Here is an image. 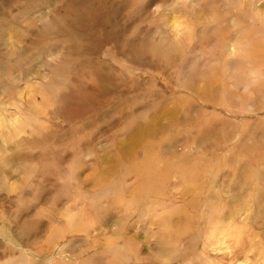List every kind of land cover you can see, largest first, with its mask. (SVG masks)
<instances>
[{"label": "rangeland", "instance_id": "rangeland-1", "mask_svg": "<svg viewBox=\"0 0 264 264\" xmlns=\"http://www.w3.org/2000/svg\"><path fill=\"white\" fill-rule=\"evenodd\" d=\"M244 1L0 0V66L21 54L0 264H264V68L238 51L264 0Z\"/></svg>", "mask_w": 264, "mask_h": 264}, {"label": "bare ground", "instance_id": "bare-ground-1", "mask_svg": "<svg viewBox=\"0 0 264 264\" xmlns=\"http://www.w3.org/2000/svg\"><path fill=\"white\" fill-rule=\"evenodd\" d=\"M200 1V0H199ZM244 1V0H243ZM249 1V0H248ZM245 2V1H244ZM243 2V3H244ZM247 2V1H246ZM241 3V2H240ZM253 4H255V3H253ZM251 6V5H250ZM216 7V6H215ZM252 8V7H251ZM254 8V7H253ZM257 9V8H256ZM215 11V10H214ZM216 12V11H215ZM219 12V11H218ZM241 21V20H240ZM237 23H239V22H237ZM241 23V22H240ZM239 23V24H240ZM254 23V22H253ZM258 23V22H257ZM233 24V23H232ZM236 23H234V25H235ZM237 25V24H236ZM233 26V25H232ZM241 27V26H240ZM246 28V27H245ZM228 29L229 28H226L225 27V30H227L228 31ZM237 29V28H236ZM243 29V28H242ZM262 29V28H261ZM260 29V30H261ZM230 30V29H229ZM239 30H241V28L239 29ZM262 31V30H261ZM240 32V31H239ZM247 32V31H246ZM244 33V34H241V33H243V31L240 33V35L241 36H239L240 37V40L238 41L239 42V44H243V42L244 43H246V47L245 48H241V50L239 49L238 51H240L239 53H241L240 55L242 56V57H246V58H248L249 60H250V64H254V65H256L257 66V68L258 69H262V68H264V37H261V35H259V36H253V34L252 35H249L250 34V32L248 31L247 33ZM255 32H258V31H255ZM260 32V31H259ZM238 33V32H237ZM255 34V33H254ZM257 34V33H256ZM216 35H217V41L215 40V42H216V45H215V47L213 48V52L215 53V55L216 54H219V53H221L222 54V56H223V60H222V64L224 65V66H227V65H230L231 64V54H228L227 53V51L229 50V46H230V44H231V41L233 40L232 39V37H230V35H229V32H226V31H222V35L220 36V31L218 30L217 32H216ZM253 36V38H251ZM223 39V40H222ZM245 45V44H244ZM237 49V48H236ZM19 49H17V48H13V50H12V53H17L16 51H18ZM237 51V50H236ZM9 53V52H8ZM237 54V53H236ZM5 55H7V54H5V53H0V56H1V60H0V62H3V60H5V58H6V56ZM21 56V54L20 55H18L17 56V58L14 60V61H12V63L10 64H8L7 65V62H5V64H4V66L3 65H1L0 66V87L2 88V89H4V90H7V87H6V85H7V83L9 82H7V80H8V75H7V72L9 71V70H11V68L13 67V64L14 63H17V62H19V60H20V57ZM212 60V59H211ZM218 59H216V61H217ZM247 61V60H246ZM212 62V61H211ZM214 62V61H213ZM218 62V61H217ZM239 63H242V61L240 60L239 61ZM243 64V63H242ZM242 64H238L240 67L242 66ZM234 65H236V64H234ZM247 66V65H246ZM243 67H245V66H243ZM250 68H251V66H250ZM255 68V67H254ZM236 69V68H235ZM251 69H253V68H251ZM246 70V69H245ZM244 70V71H245ZM256 71H258V70H256ZM260 72V71H259ZM262 73V72H261ZM260 73V74H261ZM246 74V73H245ZM248 76V75H247ZM250 76H252V75H250ZM256 76V75H255ZM258 76V75H257ZM260 76H262V75H260ZM222 78V77H221ZM221 78H220V81H221ZM256 78V77H255ZM208 79V78H207ZM109 80V79H108ZM205 80V79H204ZM256 80V79H255ZM12 81V80H11ZM214 81H216V80H214ZM5 82H7L6 84H5ZM13 82V81H12ZM204 82V81H203ZM222 82V81H221ZM220 82V83H221ZM207 83V82H206ZM214 83V82H213ZM217 83H219V82H217ZM224 84H228V81L226 80V79H224ZM256 84H258L257 86H263L264 85V77L262 78V77H260V78H257V80H256ZM106 86V85H105ZM6 87V88H5ZM104 87V86H103ZM234 87V86H233ZM236 87V86H235ZM177 92H178V90H177ZM9 93V92H8ZM186 93V92H185ZM184 93V91L182 92L181 91V94H185ZM189 96H190V93L188 94ZM193 95V94H192ZM261 95V94H260ZM260 95H259V97H260ZM251 96H252V94H251ZM195 97V96H194ZM256 98V97H255ZM263 99V98H262ZM260 100V99H259ZM263 101V100H262ZM227 102V101H226ZM212 106V105H211ZM215 107V106H214ZM208 108V107H207ZM229 109V108H228ZM202 110H203V108H202ZM208 110V109H207ZM144 111V110H143ZM148 111V110H147ZM32 112V111H31ZM31 112L30 113H27V111H22L21 113H20V115L21 116H26V115H30L31 114ZM142 112V111H141ZM211 112V111H210ZM146 113V112H145ZM148 113V112H147ZM146 113V114H147ZM205 113H206V111H205ZM145 114V115H146ZM202 114H204V113H202ZM242 114V113H241ZM245 114V113H244ZM206 115H207V113H206ZM227 115V114H226ZM233 115V114H232ZM202 116V115H201ZM227 116H229V115H227ZM206 117V116H205ZM204 117V118H205ZM207 117H209V116H207ZM230 117V116H229ZM157 119V118H156ZM203 119V118H202ZM206 119V118H205ZM156 122V121H155ZM15 124V123H14ZM202 124V123H201ZM209 124V123H208ZM257 124V123H256ZM192 125V124H191ZM203 125V124H202ZM242 125V124H241ZM221 126H223V125H221ZM237 126V125H236ZM194 127V126H193ZM197 127V126H196ZM192 128V127H191ZM201 128V127H200ZM223 128H224V126H223ZM236 128V127H235ZM187 129H188V127H187ZM193 129V128H192ZM200 130V129H199ZM185 131V130H184ZM189 131H190V129H189ZM253 132V131H252ZM251 132V133H252ZM227 136V135H226ZM245 136V135H244ZM256 136V135H255ZM248 137H249V135H248ZM167 138V137H166ZM165 138V139H166ZM251 138V137H250ZM251 139H253V138H251ZM153 141V140H152ZM214 141V140H213ZM155 142V141H154ZM152 143V146H153V142H150V144ZM148 144V143H147ZM146 144V145H147ZM244 145V144H243ZM190 146V145H189ZM213 146V145H212ZM150 147H151V145H150ZM183 147V146H182ZM236 147V146H235ZM152 148V147H151ZM153 148H154V146H153ZM152 148V149H153ZM149 149V148H148ZM160 149V148H159ZM184 149V148H183ZM154 150V149H153ZM152 150V151H153ZM156 150V149H155ZM186 150V149H185ZM187 150H189V148H187ZM240 150V149H239ZM147 151V150H146ZM159 152V151H158ZM157 152V153H158ZM170 152V151H169ZM146 153V152H145ZM149 153V152H148ZM150 153H151V149H150ZM187 153H188V151H187ZM210 153V152H209ZM153 154V153H152ZM204 154V153H203ZM206 154V153H205ZM177 155V154H176ZM187 155V154H186ZM148 156V155H147ZM151 156V155H150ZM175 156V155H174ZM179 157V156H178ZM177 157V158H178ZM199 157V156H198ZM201 157V156H200ZM204 157V156H203ZM145 158H146V156H145ZM150 157H148V159H149ZM176 158V157H175ZM186 158V157H185ZM193 158V157H192ZM181 159V158H180ZM197 159V158H196ZM200 159V158H199ZM143 160V159H142ZM146 160V159H145ZM176 160V159H175ZM187 160H189V158L187 159ZM202 160V159H201ZM205 160V159H204ZM151 161V160H150ZM149 161V162H150ZM177 161V160H176ZM167 162H169V161H167ZM178 162V161H177ZM192 162V161H191ZM199 162V161H198ZM151 163L153 164V161H151ZM172 163V162H171ZM146 164V163H145ZM151 164V165H152ZM177 164V163H176ZM191 165L193 164V162L192 163H190ZM150 165V166H151ZM155 165V164H154ZM178 165V164H177ZM176 165V166H177ZM193 166V165H192ZM143 167H144V165H143ZM195 167V166H194ZM149 169V168H148ZM152 169H156L155 167L154 168H152ZM189 169H190V167H189ZM194 169V168H193ZM150 171H152L151 169H149ZM177 170V169H176ZM180 170V169H179ZM191 170V169H190ZM148 171V170H147ZM149 171V172H150ZM154 172V171H153ZM181 172V171H180ZM154 177H157V176H154ZM199 183V182H198ZM195 183H193V185H194ZM195 186V185H194ZM197 187V186H196ZM202 187V186H201ZM153 189V188H152ZM192 190V189H191ZM190 202H192V201H190ZM193 202H195V201H193ZM188 206V205H187ZM196 206V205H195ZM186 211V210H185ZM180 221V220H179ZM73 222V221H72ZM116 223H118V222H116ZM179 223H181V221L179 222ZM180 227V226H179ZM186 228V227H185ZM185 228L183 227V229L185 230ZM114 229V228H113ZM115 236V235H114ZM119 237L121 236V235H118ZM117 237V236H116ZM169 237H171V236H169ZM118 238V237H117ZM112 240V239H111ZM119 240V239H118ZM109 246V245H108Z\"/></svg>", "mask_w": 264, "mask_h": 264}]
</instances>
